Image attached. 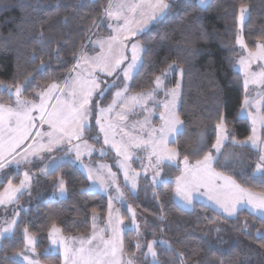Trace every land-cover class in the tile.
<instances>
[{
  "label": "trees",
  "instance_id": "1",
  "mask_svg": "<svg viewBox=\"0 0 264 264\" xmlns=\"http://www.w3.org/2000/svg\"><path fill=\"white\" fill-rule=\"evenodd\" d=\"M169 3L172 7L165 18L152 23L135 38L147 50L143 51V67L133 76L129 91L139 93L154 89V78L161 75L169 64L175 63L183 69L177 113L184 122V129L171 145L181 158L187 156L191 161H199L213 151L215 125L221 116L227 124L230 139L234 137L243 141L251 135L249 120L240 116L244 77L235 68L239 55L236 40L240 8L245 6L248 16L243 37L247 49L255 51L258 44H264V0H211L206 7L199 6L197 0H169ZM107 7L108 0H0V83L23 84L30 74L33 80L23 96L31 99L36 98L34 93L53 82H63L76 63L74 57L92 47V39L97 33H108L104 24V9ZM33 52L36 53L35 59ZM121 69L113 76L99 75L100 88L105 91L99 107L109 104L122 85ZM180 73L179 70L173 71L165 78L164 88L158 92L160 98H168L166 93L177 84ZM117 76L119 80H116ZM114 80L115 87L112 86ZM97 100L95 94L93 104ZM13 101L14 97H10L7 91H0V102ZM93 111V128L84 138L101 146L102 136L99 142L91 139L98 132L95 124L97 110ZM155 121H159L158 116ZM201 135L206 146L193 152ZM222 151L233 154V159L225 165L223 156L218 157L213 162L215 170L249 190L264 192V175L255 172L259 160L255 149L225 143ZM162 170L164 183L155 186L141 177L137 193L129 194L130 204L150 217L148 240L168 242L167 245L155 244L160 264H250L246 263L239 243L220 249L209 238V227L218 222L227 224L235 237L259 248L264 264V218L247 209L226 216L200 201H195L192 209H185L175 200L174 179L181 174L180 167L164 164ZM58 177L66 183L67 196L41 197L19 213L13 233L1 241L0 264H15L12 257L23 250L26 243L23 228L35 237L40 262L62 264V253L54 251L51 246L53 225L67 236L87 235L93 229L95 213L100 225H105L108 200L99 191L89 189L90 180L85 171L71 161L63 164L44 177L50 190L57 191L54 182ZM9 181L19 184L21 173L14 171L12 177L0 179V193ZM35 186L34 182L33 188ZM124 216L128 217L126 212ZM136 237L133 229L123 235L127 256L135 253ZM168 245L184 254L183 261ZM145 264H149L148 259Z\"/></svg>",
  "mask_w": 264,
  "mask_h": 264
},
{
  "label": "snow or ice",
  "instance_id": "2",
  "mask_svg": "<svg viewBox=\"0 0 264 264\" xmlns=\"http://www.w3.org/2000/svg\"><path fill=\"white\" fill-rule=\"evenodd\" d=\"M197 3L201 7H206L208 0H197ZM171 7L172 5L169 3V0H108V7L104 9V16L112 22L109 23L108 26L113 28L116 35L107 38L108 55L97 57L95 61L96 66L100 68L105 75L113 76L117 69H121V65L124 61L129 59L128 56L124 55V49L128 47L125 41L143 32L150 22L155 23L163 20L171 10ZM246 10L245 6H241V27L243 26ZM40 38L41 40L43 39L42 32L40 33ZM236 42L242 48L247 49V45L244 43L241 36H237ZM95 43L101 48L104 47V43L100 40H97ZM257 49L256 52H248L247 60L242 57L239 61L246 75L244 81L245 88H247L249 80H251L252 83H264V67H262L259 72H251L249 70L250 63L253 59L264 61V44H258ZM146 50L147 49L139 43L131 44V62L127 64V67L121 69L125 83L122 89L115 93L113 103L108 105L107 108L99 107V100L104 98L105 91L100 88V83L97 82L95 76L89 73L91 78L81 79L79 73H77V70L81 68L82 62L89 63L83 51L78 56L74 57L76 63L69 71L70 75L76 73L75 77L70 82H65L63 87L53 83L49 85L46 90L34 93L36 100L23 98L24 91L33 80L30 74L25 78L23 84L17 83L13 86L11 84L0 83V91H7L10 97H14L16 105V107L13 108L10 105L0 102V170L5 167L4 161L6 160V155L11 157V160L7 162L19 165L21 162L30 164L32 162L31 157L33 156L43 161L46 157L41 156L40 153L46 152L48 154L47 163L44 164V167L40 171L42 175L47 176L50 172H55L62 167L63 164L71 161L69 153L75 152V159L80 160L82 147L88 150L87 155L89 156H91L92 152H97L99 155L104 156L107 155L108 149H114L117 157L123 158L122 160H117V165L119 168L124 169L123 175L125 182L127 184L131 181L130 189L135 191L137 186L135 176H139L140 173H134L133 177H129L128 175L126 162L133 158L129 152V148H151L152 153L148 158L151 161L152 156L156 157L157 164L155 167L158 169L160 162L165 159V156L156 151L157 142L165 143L166 138L169 136L175 141L176 135L182 134L184 129V122L179 118L175 110L179 91V83H177L176 88L170 89L166 93V95L171 96V100L164 104L165 113H161V119L164 121V124L159 129L152 128L147 118L140 124L141 129H144L145 126L150 129V131L145 132L148 139H140L127 132L123 133L120 143H116L114 138H109L110 132H114L115 125L102 122L106 112L111 113L116 107L126 104L128 100H131L134 106L143 107L150 114L152 109L147 108V101L153 99L155 92L163 88L164 79L173 71L179 70L181 74L183 73V69H179V66L175 63L169 64L167 68L161 72V75L154 78V89L146 93H138L134 96L127 97V81L133 79L132 73L134 71L138 72L143 67L140 52ZM35 57L36 53L33 52V59H35ZM119 79L120 77L117 76L116 80ZM116 80L112 83L113 87L116 86ZM65 89H68V91L65 92ZM97 90L99 91L97 92ZM54 92L67 95L70 99L62 101L59 96L53 95ZM94 92H96L98 96L96 104H93L92 100ZM53 98L56 99V104L50 103ZM117 101H119V104ZM247 103L248 101L246 100L245 104ZM94 109L99 112V115L95 116V124L98 126V132L92 135L91 139L99 142L101 140L100 134H103V144L108 146V149L104 147L95 149L92 145H89L88 141L84 138L86 133L92 131L93 123L91 118L94 116ZM34 113L39 114L38 121ZM117 116L120 121L127 119L122 112L117 113ZM241 116L242 118L251 116L253 125L259 120L261 125L264 126V115L254 116L247 111V108H244L242 109ZM45 124L48 125V131H34V129L38 127L42 128ZM133 128L135 129L136 125H133ZM215 132L216 140L215 143L212 144V149L217 153V156L214 157L211 152L207 153L202 161H197V165L193 169L187 168L188 158L185 156V174L176 178L177 186L175 192L177 196L182 198L185 205H190L192 202V195L197 191L199 185L203 183L208 176L218 177L225 182L222 190L225 195L222 198L216 195L210 196L209 198L215 200L223 213H226L228 216L235 215L237 205L243 201L251 205L254 211H260L261 214L264 215V192L253 193L248 189L242 188L230 178L211 172V163L213 160L218 159V157L223 156L225 165L233 159V154H226L222 151L225 143H231L234 146L251 147L255 149L259 153V160L255 165V172L264 175V139L256 134L255 126L252 128L253 134L247 139L243 141L236 140L234 137L230 139L227 124L223 116H221L220 122L215 125ZM5 133H7V135H5ZM157 133H159V136H157ZM44 141H46V143ZM73 141H76V143H73ZM25 144L26 146L23 148L22 154L17 152V149H20L21 146ZM61 145L67 148L64 155L60 157L52 155L54 150H62L59 148ZM205 146L203 135H201L199 145L192 149V151L199 152ZM165 152L166 158L169 161L174 160L177 155L175 150L165 149ZM16 155L20 156L19 160L15 158ZM103 170H106V174L110 178L107 182L99 175V172ZM87 177L91 181V188H99L105 191L109 186L115 185L116 181V173L111 171V166L109 165H98V172L95 175L92 169L89 168L87 170ZM31 179L29 173L25 172L24 180L21 181L20 188L26 190ZM151 181L153 185L165 182L161 180L159 170L154 171ZM54 185L61 195L67 190L66 183L62 177H58ZM9 187L11 188L10 181ZM20 188L12 189V195L8 197L9 202L15 199L14 193L19 192ZM5 191L7 192L8 190L6 189ZM115 191L117 192L118 199L123 198L124 193L120 191L119 185H115ZM111 200L112 197H109V226L113 224ZM0 203H4L3 194H0ZM132 220L133 223H135L134 211L132 212ZM120 223H122V221L117 219L116 225L112 227L113 240L103 241L101 237L103 247L97 246L96 248L89 247L85 249L83 247L85 241L81 240L80 243L82 247L75 253L81 264H135L134 257H129L126 261L122 258L123 243L119 239L121 232L119 228ZM15 225L16 220L13 219L9 222L8 228L0 230V238H3L6 233L11 232ZM136 229L139 230V225H136ZM22 231L27 240V246H32L33 237L28 234V229L23 228ZM52 232L57 233L59 229L53 225ZM60 239L63 238L61 237ZM95 239L96 236L93 235L86 243L91 245ZM56 243L57 240L53 239L52 244L55 245ZM157 243L168 244L167 241H152L151 243L143 245V247L147 248V253L144 255L146 257L151 256L152 264H160L157 252L153 246ZM135 247L139 250L142 245L137 243ZM168 247L170 250L176 251L177 256L183 261L184 254L182 252L172 249L171 245H168ZM29 250L34 251V247H31ZM67 252L68 249L66 248V259ZM12 259L15 264H23L24 261H27V264H35V262L29 260V257L23 252L14 254Z\"/></svg>",
  "mask_w": 264,
  "mask_h": 264
},
{
  "label": "rangeland",
  "instance_id": "3",
  "mask_svg": "<svg viewBox=\"0 0 264 264\" xmlns=\"http://www.w3.org/2000/svg\"><path fill=\"white\" fill-rule=\"evenodd\" d=\"M210 1L211 0H208V3ZM246 9L247 10L244 14L243 26H244V22L248 16V8L246 7ZM109 23H112V22L109 21V19L106 17L104 24L108 28V33L107 34L97 33L92 39V47L83 53L88 58L89 63H83L82 62L81 68L77 70V73H79L81 79L91 78L89 76V73H91L92 75L95 76L97 82H99V75H101V74L105 75L101 71V69L96 66L95 61H96L97 57H103V56L108 55L107 38L110 36L116 35V33L113 31V28H110L108 26ZM151 24L152 23L150 22L148 24L147 28ZM243 26L241 27L240 16H239L238 36H241L244 40ZM141 33H138L136 36L132 37L130 40L125 41V44H127L128 47L126 49H124V55L128 56L129 59L124 61V63L121 65V68L127 67V64L131 62V44L132 43H139L140 45L144 46L141 41L135 39ZM97 40H100L104 43L103 48H101L99 45H97L95 43ZM244 43H245V41H244ZM260 44H263V43H260ZM238 47H239V55H238L237 60H236L235 68L243 74L244 81H245L246 75H245L243 66L240 65L239 61L242 57L247 60L248 52L250 50L242 48L239 44H238ZM257 50L251 51V52H256ZM142 54H143V51L140 52L141 60H142ZM262 67H264V61L253 59L250 63L249 70L251 72H259ZM118 70L119 69H117L116 72ZM136 72L137 71H134L132 73V75L134 76ZM75 75H76V73H73L72 75L69 74L63 82H53V83L58 84L61 87H63L65 82H70L75 77ZM164 82H165V79L163 81V88H164ZM124 83H125V81L123 78L122 85L119 88H117L115 93L122 89ZM130 83H131V81H127V85H128V92L126 93L127 97H131V96L138 94V93L129 91ZM177 83H179V91H178V97L176 99V109H175L176 112H177V109H178L179 104H180V96H181V88H182L181 73H180V76H179ZM176 86H177V84L173 88H176ZM47 87L42 89L41 91L46 90ZM67 91H68V89H65V92H67ZM98 91L99 90H97V92ZM159 91L160 90H157L155 92L153 99H150L147 101V108L152 109V112L150 114L146 111L145 108L140 107V106H134L133 102L131 100H128V102L126 104H123V105L116 107L114 109V111L111 113L106 112L104 114V118H103L102 122L105 124L111 123V124L115 125L114 132H110L109 138L110 139L114 138L116 143H120L123 133L127 132V133H130L132 136H136L140 139H145V140L148 139V136L145 134V132L150 131V129H148L147 126H145L144 129L140 128V124L143 123L146 118L148 119L149 124L151 125L152 128L159 129L164 124V121L161 119V113H165L164 104L171 100L170 95H168L167 99L160 98L158 95ZM115 93H114V97H113L112 101L109 104H107L105 106H100V107L101 108H107L108 105L112 104L113 100L115 98ZM139 93H146V92H139ZM95 94H97V93L96 92L93 93L92 100H93ZM53 95L59 96L62 101L70 99L69 96L61 95V93H59V92H54ZM23 98L29 99V98H26L24 96H23ZM29 100H36V98H31ZM246 100L248 101L247 104H245ZM37 102H39V101H37ZM2 103L6 104V105H10L13 108L16 107L15 98H14L13 102H9V103L8 102H2ZM50 103L56 104L57 101L55 98H53L50 101ZM117 103L119 104V101H117ZM158 107H160V110H158ZM244 108H247V111L252 113V115H254V116L255 115H264V83H252L251 80H249L247 88H245V83H244V99H243V105H242V108L240 111V116H241L242 109H244ZM121 112L123 115H125L127 117V119L124 121H120L118 119L117 113H121ZM34 115L37 116V121H38L39 114L34 113ZM97 115H99L98 111H97ZM157 116L159 117L158 122L155 121V118ZM245 118H247L249 120L250 125H251V129L253 128V126H255L256 134L262 138V129L264 128V126L261 125L259 120H257L255 125H253L251 116H246ZM133 125H136L135 129L133 128ZM36 130L48 131V125L45 124L42 128L38 127L37 129H34V131H36ZM252 134H253V132H251V135ZM5 135H7V133H5ZM102 135L103 134H101V136ZM157 136H159V133H157ZM172 141H173L172 137L169 136L166 138L165 143H160L159 141L157 142L156 151L158 153H160L161 155L165 156V159H163L160 162L158 169H156V167H155L157 164L156 157L152 156L151 161L148 158L149 155L152 153L151 148H147V149L146 148L136 149L135 147L129 148V152L133 158L126 162V166L128 169V175H129V177H133L134 173H140L139 176H135L136 185H137L135 191L130 189L131 181H129L126 184L125 179H124V175H123L124 169L119 168L117 165V160L118 159L122 160L123 158L117 157L114 149H108V146H105L104 144H102L101 146L100 145L97 146V145L88 141V144L92 145L93 148H95V149H100L102 147L108 149L107 155L101 156L97 152H92L91 156H89V155H87L88 150L84 149L83 147L81 148L82 155H81L80 160L75 159V152L69 153V156L71 157V162L80 166L85 171L86 174H87V170L89 168L92 169L94 175L97 174L98 165H109V166H111V171L116 173L115 185H119L120 191H122L124 193V196H123V198H120V199L117 198V192L115 191V185L109 186L106 191L103 189H99V188L89 187L90 190L99 191L100 193L105 195L107 200H108V206H109V197H112L111 204H112V221H113V224H112V226L108 225V219H109V207H108V214H107V220H106L105 225L101 226L99 223L98 214H96V213L93 214V217H92L93 229H92L91 233H89L87 235L67 236L61 232V230L59 229L58 226H56V228L59 229V232H57V233H53L52 229H51V232H50L51 246H52L54 251H59L62 253V256H63V263L62 264H81L78 256L75 255V253H77L78 250L82 247V245L80 243L81 240L85 241V244L83 245V247L85 249H87L89 247L96 248L97 246L103 247L102 240L103 241L113 240L114 236H113V232H112V227L116 225L117 219L122 221V223L119 224V228L121 230L120 235H119V239L122 241V243H123L124 233L128 229H133L137 234V237L135 239V244L139 243L142 245L141 249H139V250L136 249L135 253L133 255H130V256H127V254L123 248V254H122L123 260L126 261L129 257H134L135 258V264H145V259H148L149 264H152L151 256L146 257L144 255L145 253H147V248L143 247V245L151 243L152 241H164V240L163 239L148 240L147 235L149 232L150 217H149V215H147L145 213L139 212L137 209H135L130 204L129 194H136L137 193V191L139 189L141 177H145L146 179H148L152 183L151 177L154 174L155 170L160 171V177H161V180H163L164 177L162 174V171H163L162 167L164 164H173V165L179 166L181 169V174L177 177H181L182 175L185 174V167L186 166L184 163V158H181L178 154V150L171 145ZM44 142L46 143V141H44ZM26 143H28V142H26ZM73 143H76V141H73ZM25 146H26V144L22 145L20 149H17V152L22 154L23 148ZM59 148L62 150H54L52 155H54L56 157H60V156L64 155V153L67 151V148H65L63 145L59 146ZM165 149L176 151L177 155H176L174 160L169 161L166 158ZM211 153L214 157L217 156V153L215 151H212ZM94 154H96L95 157H94ZM13 155H15V154H13ZM40 155L46 157V159L41 161V160H38L35 156H33V157H31L32 162L30 164H25V163L21 162L19 165H16L15 163L7 162V161L11 160V157L6 155V160L4 161L5 167L2 170H0V179L12 177V175L14 174V171L21 173V181L24 180V173L25 172H28L29 176L32 179L30 181V184L27 186L26 190L24 188H20L21 181L19 184H14L11 182V188L9 187V183H8L6 188L0 193V194H3V199H4V203H0V230L8 228L9 222L12 221L13 219H15L17 221L19 213L22 210L28 209L30 207V205H32V203L35 202L36 199H39V198L45 197V196L50 197V198H55V197H60V198L62 197L63 198V197L67 196V190L63 195H61L59 193L58 189H57V191H52L47 187L48 185L45 184V182H44L45 175H42L40 170L44 167V164L47 163L48 154L46 152H41ZM15 158L17 160H19L20 156L16 155ZM202 160H199V161H202ZM213 162H214V160L211 163V172H214ZM196 165H197V161H191L189 159L187 160V168L188 169H193ZM84 166H87V167H84ZM257 174H260V173H257ZM99 175H101L106 182L110 179L106 174V170L100 171ZM176 178L174 179L175 184H176ZM34 182L36 183V186L33 188ZM159 184L160 183H157V184H155V186L159 185ZM90 185H91V181H90ZM176 186H177V184H176ZM14 188H20V191L15 192L14 193L15 199H13L11 202H9L8 197H9V195H12V189H14ZM223 188H224V185L219 184V180H217V177L208 176L205 179V181L199 185L197 191L193 193L192 202L190 205H185L182 198L177 196L176 192H175V200L183 208L192 209L195 201H200L203 203H206V202L210 203V201H212V199H210L209 197L216 195L214 192L219 191V190H223ZM6 189L8 190L7 192L5 191ZM175 189H176V187H175ZM249 191H251L253 193H259V192L252 191V190H249ZM209 203H208V205H211ZM243 207H247L249 209V211L252 212L253 214L264 218V215H262L260 211H254L252 209L251 205L243 204ZM133 211L135 212V223H133V220H132V212ZM124 212H126L128 217L124 216ZM221 213H223V212H221ZM236 213H235V215H236ZM223 214L228 216L226 213H223ZM136 225H139V230L136 229ZM14 227L15 226H13L12 231L9 233H6L4 235V237L11 235L13 233ZM28 234L33 237V245L27 246V240H26L25 247L20 252H23L25 255H27L29 257V260L34 261L35 264H44V263L40 262L37 258V254H36V250H35V237L30 233H28ZM93 235L96 236V239L93 240L91 245L87 244L86 242L91 237H93ZM208 236L213 241V243L220 249H227L230 245H232L234 243H239L243 248L246 263L263 264V256H262L261 250L259 248H257L256 246H254L253 244H251L250 242H247L246 240H244L242 238L235 237L232 234V232L229 229L227 224L218 222V223L211 225L208 229ZM61 237L63 239H60ZM101 237H102V240H101ZM3 238H0V244H1V241ZM53 239L57 240V243L55 245L52 244ZM153 246L155 248V245H153ZM31 247H34V251L29 250ZM66 248L68 249L67 259L65 256V249ZM23 264H27V261H24ZM182 264H185V263L182 262Z\"/></svg>",
  "mask_w": 264,
  "mask_h": 264
},
{
  "label": "crops",
  "instance_id": "4",
  "mask_svg": "<svg viewBox=\"0 0 264 264\" xmlns=\"http://www.w3.org/2000/svg\"><path fill=\"white\" fill-rule=\"evenodd\" d=\"M213 173H218L220 176H224V177H228V178H230L231 180H233V181H235L233 178H231V177H229V176H227V175H225V174H223V173H221V172H219V171H217V170H215L214 169V172ZM217 180H219V184L220 185H224L225 184V182H224V180H222V179H219L218 177H217ZM236 183H237V181H235ZM237 184H239V183H237ZM240 185V184H239ZM241 186V185H240ZM242 188H245V187H243V186H241ZM245 189H247V188H245ZM215 194H216V196H219V197H223L224 195H225V193L222 191V190H219V191H215L214 192ZM207 203V202H206ZM205 203V204H206ZM209 203V202H208ZM208 203H207V205H208ZM209 204H211V205H209L210 207H212L213 209H215L216 211H218V212H222L221 210H220V208H219V205L218 204H216V202H215V200H213L212 199V201H210V203ZM243 204H246L245 202H241L240 204H238L237 205V211L236 212H238L239 210H241V209H247V210H249L247 207H243Z\"/></svg>",
  "mask_w": 264,
  "mask_h": 264
}]
</instances>
